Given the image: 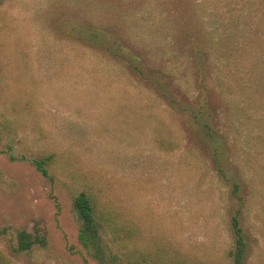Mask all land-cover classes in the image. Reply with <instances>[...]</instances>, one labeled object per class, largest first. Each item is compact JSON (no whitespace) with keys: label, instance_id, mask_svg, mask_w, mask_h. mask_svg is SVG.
<instances>
[{"label":"rangeland","instance_id":"rangeland-1","mask_svg":"<svg viewBox=\"0 0 264 264\" xmlns=\"http://www.w3.org/2000/svg\"><path fill=\"white\" fill-rule=\"evenodd\" d=\"M2 119L18 157L58 158L49 183L0 153L13 264H99L77 239L82 191L141 231L100 223L105 264H235L236 212L243 264H264V0H0ZM20 230L45 246L17 253Z\"/></svg>","mask_w":264,"mask_h":264},{"label":"trees","instance_id":"trees-1","mask_svg":"<svg viewBox=\"0 0 264 264\" xmlns=\"http://www.w3.org/2000/svg\"><path fill=\"white\" fill-rule=\"evenodd\" d=\"M104 6L112 5L104 2ZM92 31L93 30H91V32ZM122 36L123 34L121 32L119 35L115 34V37L113 36V38L112 35L109 34L110 39L115 44L117 43V40L123 39ZM100 37H108V33L107 30H105V27ZM118 48L122 52V48ZM202 49L204 50V48ZM204 51L207 58V50ZM200 53L201 52H198V54ZM127 55L130 56V58H125V56ZM134 58L135 57L132 55V53L130 54L126 52L124 55L125 61L123 62L129 64L136 71L137 78L146 84L144 79L145 72L143 74V69L141 67L147 68V64L144 63L136 66L132 64V59ZM201 60L202 58H200V60L198 61L199 66L197 67V69L199 71H201ZM14 135L15 127L13 122L8 119L0 120V136L5 139L7 145V148L5 150H0V153L6 155L10 162L29 163L46 181L52 183L53 174L51 175L50 169L58 162V158L56 157V155H45L42 158H26L24 156L18 157L10 146V142L13 140ZM233 194L237 195L236 187H234ZM50 197L55 200L51 193ZM71 212L76 224L77 239L80 246H82L84 250L88 251L92 258H94L99 264H105L106 262V255L104 254L102 246L100 223L101 225L103 224L104 227H109L111 224L114 225L115 229L119 232L124 233L127 238L138 235L139 232H141L140 228H133V225L135 223L131 220H127L128 218L124 217V215L122 214V210H120L119 208L116 209V207L108 208L99 201L98 197L95 198V196H93V194H91L90 192H79L73 198L71 203ZM106 214H110L111 217ZM238 216L239 212H236V215L233 216L230 221V229L234 240V249L229 252V256L233 257L235 264H243L244 256L246 253V246L244 241V233L240 228ZM7 230V228L0 229V236L5 235L7 233ZM16 239L17 244L15 247V251L17 253L30 254L35 245L45 246V240L43 238L33 236L24 230L16 231ZM0 264L13 263L0 252Z\"/></svg>","mask_w":264,"mask_h":264}]
</instances>
